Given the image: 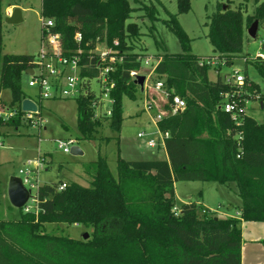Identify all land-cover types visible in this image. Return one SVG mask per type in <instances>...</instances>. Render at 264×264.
Here are the masks:
<instances>
[{"label":"trees","instance_id":"1","mask_svg":"<svg viewBox=\"0 0 264 264\" xmlns=\"http://www.w3.org/2000/svg\"><path fill=\"white\" fill-rule=\"evenodd\" d=\"M254 2V12L246 19L241 7L231 5H218L210 16L208 38L227 65L241 57L244 24L248 28L255 20L264 24V0ZM178 3V13H169L164 22L184 50L158 55L154 81H163L166 97L147 92L163 115L158 129L169 132L164 139L167 159L119 156L116 177L106 157L99 155L84 165L88 185L70 181L60 189L63 181L42 184L38 213L18 208L17 217H0V264H241V222H264V122L248 113L236 125L221 108V92L231 90L232 85L219 74L211 80V65L191 53L178 20V14L189 9L190 0ZM3 4L0 0V107L18 114L11 119L0 115V125L18 128L21 102L28 97L22 79L35 55L3 53ZM144 7L152 11L148 15L152 20L158 19L153 5ZM134 9L130 0H42V18L54 20L52 31L62 35L64 53L82 51V78L98 77L99 58L93 52L98 46L112 48L121 58L109 74L114 81L110 116L93 118L96 98L90 90L76 97L80 138L97 139L103 121L120 132L123 97L135 99L140 90L131 72L140 71L146 55L136 52L127 40L139 29L129 21ZM77 32L82 35L80 42L75 39ZM248 63L264 81V60ZM246 66L243 89L258 95L264 109V90L249 78ZM5 89L11 94L8 106L1 97ZM174 95L186 101V107L176 113L171 112ZM176 181L234 183L242 201L240 216L217 217L195 200L177 206ZM1 195L0 180V205ZM174 208L180 210L178 215ZM47 223L85 225L93 228V234L88 239L58 235L46 231Z\"/></svg>","mask_w":264,"mask_h":264},{"label":"rangeland","instance_id":"2","mask_svg":"<svg viewBox=\"0 0 264 264\" xmlns=\"http://www.w3.org/2000/svg\"><path fill=\"white\" fill-rule=\"evenodd\" d=\"M160 1L161 4L156 0H130L131 6L135 9L131 13L129 21L138 25L139 29L127 40L136 52L146 55L147 58L145 57L142 61L139 73L145 74L147 80L144 92L139 90L135 99L123 97L124 119L120 132L112 131L107 121H103L96 134L97 139L80 138L77 121V95L53 97L39 102L37 88L28 86L29 75H23V90L27 94L29 93L30 97L36 99L40 105L38 118L41 119V129L38 125L31 126L23 122L18 128L0 125V180L2 188L0 217L13 218L17 217L19 213L18 208L10 205L7 187L12 176L21 177L23 175L20 170L26 172L28 169H36L31 175L33 181L39 184L68 180L88 185L89 177L84 173V165L95 161L99 155L106 157L109 167L116 177L119 156L127 160L163 159L166 156L165 148L162 145L148 147L146 144L149 137L153 136L162 141V136L150 120L157 108L154 107L147 112L144 106L147 101H150L147 92H156L154 78L157 79V75L154 67L158 61V55L166 52L181 53L184 48L176 34L164 22L169 18V13H178V0ZM8 4L20 7L23 21L7 23L6 17H4L3 53L38 54L42 46V0H4L2 8L4 15L5 6ZM145 5H153L156 8L158 19L152 20L148 16L152 11L150 8L144 7ZM218 5L241 7L244 19L253 14L256 6L254 0H190L189 9L178 14V20L187 34L191 53L203 58L216 59L218 62L211 65L208 71L209 78L212 80H215L218 74L226 77L234 69L243 71L246 66L239 57L233 61V64H225L208 38L210 16L218 10ZM244 28L243 49L240 55L255 56L258 52L264 53V24L258 26L256 38L249 36L246 24H244ZM246 71L249 78L257 82L264 90L263 77L252 63H247ZM89 85L90 91L96 97L102 98V110L108 111L110 97L102 91L99 78H91ZM160 94L165 96L162 92ZM1 97L5 106H8L11 98L10 90H3ZM1 107L0 110H3ZM248 113L259 122H264V109L259 106L257 101H251ZM141 131L152 134L140 138L138 133ZM58 139L73 140L74 144L72 145L79 146L83 154L73 155L70 152H64L62 148L58 147ZM38 159H40V163L37 166ZM174 186L177 206L188 201L189 195H192L191 200H200L198 192L202 191L204 202L208 204L207 207L217 214L218 210H225L228 207L226 200L234 197L227 187L231 188L236 185L234 183L221 184L215 181H176ZM234 191L236 193V187ZM238 196L236 194L237 198ZM5 210L8 211V214ZM46 231L79 239H82L85 233H88L89 237L93 234L92 227L65 223H47Z\"/></svg>","mask_w":264,"mask_h":264},{"label":"built area","instance_id":"3","mask_svg":"<svg viewBox=\"0 0 264 264\" xmlns=\"http://www.w3.org/2000/svg\"><path fill=\"white\" fill-rule=\"evenodd\" d=\"M15 7V4H8L5 7V17L10 16ZM53 27L54 20L49 18H42V46L38 54L34 56L33 66L29 68L33 69V75H29L28 86L37 88V96L39 97V102L43 99H49L53 97H72L74 95L79 96L80 94H87V92L90 90V79L82 78L80 74L82 66V51L76 50L66 55L61 45L62 35L58 32H53ZM75 39L78 42L82 40V35L80 32H77L75 34ZM114 43L116 45L118 44L117 41H115ZM93 52L98 55L99 58V74L97 78H99V80L101 81L102 91H104L105 94L109 95L110 89L114 86V81L109 77V74L114 69V63L121 58L114 54L115 51L112 48L106 46L100 48L98 46ZM239 58H241L244 63L255 61L257 59L264 60V53L258 52L255 56L243 55ZM202 63L213 65L214 63L217 64L218 62L216 61V59L203 58ZM135 74L140 73L136 71L131 72V76L133 78ZM225 78L226 81L232 85V89L226 92H221L222 99L220 102V106L225 112L229 113L231 119L236 123V125H240L243 118L248 114V106L251 101H257L258 104H260L258 100L259 96H251L250 94L244 91L243 86L245 85L246 77L242 70L234 69L233 72ZM154 89L156 91L164 93L165 96L167 95L162 80L154 81ZM95 98L96 99H94L92 104V108L94 109L93 118L102 119L105 115L110 116L111 104L113 102L112 99L110 98L108 111H103L102 98L96 96ZM31 99L34 100L37 104L38 112L33 113L22 111L23 113L21 114L20 119L21 122L26 125H38L40 127L39 129H41V119L38 118L40 105L38 104V101H36V99ZM154 107L155 105L151 101H147L144 106L145 110L147 111H151ZM185 107V99L182 98L180 95H174L171 106V112H179ZM0 111H3L0 112V114L5 119L14 118L18 114V111L15 109H7L6 111ZM162 117V113L157 110L153 116V119L158 122V120H161ZM159 133L162 136V141L157 140L156 138L151 136L146 141L148 147H157L161 144V142L164 141L166 137L169 136V132H161L159 130ZM146 136H148L146 132H140L138 134V137L140 138ZM72 144H74L73 140L69 139L65 141L62 139H58V147L62 148L64 152H70ZM37 162L38 166L40 163V159H38ZM35 170L36 169H28L26 172L20 170V172L23 173V175L21 176L23 184L26 186L27 189L30 190V197L26 204L22 207V209L24 210V212H35L36 214L40 210L39 188L42 184L33 181L31 173ZM66 186L67 182L63 181L60 184L59 188L63 189ZM173 212L175 215H178L180 210L178 208H174ZM235 216H240V212H238Z\"/></svg>","mask_w":264,"mask_h":264},{"label":"crops","instance_id":"4","mask_svg":"<svg viewBox=\"0 0 264 264\" xmlns=\"http://www.w3.org/2000/svg\"><path fill=\"white\" fill-rule=\"evenodd\" d=\"M145 85H146V81H145ZM28 97L30 98L29 95H28ZM259 106H260V104H259ZM147 112H149V111H147ZM154 114L151 115L150 120L153 122L154 126L158 129L157 122L153 119ZM141 132H145V131H141ZM147 134L149 136L152 133H147ZM161 145L164 147V141L161 142V144L159 146H161ZM163 159H167V153ZM64 181L70 182L68 180H64ZM235 187L236 186H233V187L231 186V188L227 187V189L232 192L234 197H231V199L228 198L226 200V202H228V207L225 208V210H220V211L218 210V212L216 214L217 217H223V218L233 217L238 212H240L242 201H241V198L239 196H238V198L236 197V194L238 195V193H237V190L235 193V191H234ZM201 193H202V191L198 192V196L200 197V200L198 199L195 201L202 204L204 207L210 209V207H207L208 204L204 202V199L202 197L203 194H201ZM191 196L192 195H189V197H187L188 201H185L184 203H188L190 201H193L190 199ZM201 197H202V200H201ZM5 211H7V210H5ZM6 214H8V211L6 212ZM1 218H4V217H1ZM76 225H78V224H76ZM241 233H242L241 264H264V222L263 221H244L243 220L241 222Z\"/></svg>","mask_w":264,"mask_h":264},{"label":"water","instance_id":"5","mask_svg":"<svg viewBox=\"0 0 264 264\" xmlns=\"http://www.w3.org/2000/svg\"><path fill=\"white\" fill-rule=\"evenodd\" d=\"M226 8V5L224 6ZM5 21L7 23H19L23 21L22 10L20 7H15L10 16H6ZM259 23L255 20L251 26L248 28L247 33L250 37L256 38L258 31ZM26 74L33 75V69H28ZM147 77L145 74H135L134 83L137 84L141 92L145 90V81ZM262 106V105H261ZM21 109L24 112H38V106L34 100L29 97H26L21 102ZM70 153L73 155L83 154V151L77 145H72L70 148ZM7 195L10 201V204L15 208H22L30 197V190L26 188L23 184L21 177L12 176L8 182ZM89 234L85 233L83 239H88Z\"/></svg>","mask_w":264,"mask_h":264}]
</instances>
